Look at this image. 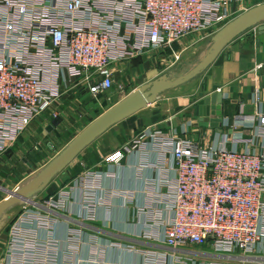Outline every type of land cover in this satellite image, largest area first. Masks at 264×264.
<instances>
[{"label": "built area", "instance_id": "built-area-1", "mask_svg": "<svg viewBox=\"0 0 264 264\" xmlns=\"http://www.w3.org/2000/svg\"><path fill=\"white\" fill-rule=\"evenodd\" d=\"M241 2L0 0V158L71 85L104 96L114 87L113 66L172 49L192 33L209 38L237 17L232 6ZM223 127L210 147L176 132L145 129L107 158L119 166L126 155L141 153L139 171L157 172L145 181L142 205L128 190L105 194L106 174L87 171L46 201L22 207L35 209L9 230L4 264H72L82 228H68L65 241L55 229L77 190L86 223L96 221L99 208L109 209L112 198L135 204L145 221L142 239L168 250H145L143 264H192L204 247L232 264H264V154L257 150L264 148V112L251 120L240 115ZM149 151L157 154L156 163Z\"/></svg>", "mask_w": 264, "mask_h": 264}, {"label": "crops", "instance_id": "crops-1", "mask_svg": "<svg viewBox=\"0 0 264 264\" xmlns=\"http://www.w3.org/2000/svg\"><path fill=\"white\" fill-rule=\"evenodd\" d=\"M262 3L264 0H244V2L234 4L232 11L239 16ZM204 85L207 95L212 93L211 89L215 85L219 86L220 91L224 94L223 123L225 121L232 125L236 117L240 115H244L246 120H251L257 116L260 110L264 112V33H260L256 29L232 43L211 67L207 75L200 80L195 91L171 96L166 100H163L162 96L155 104L147 108L158 105L157 111H153L151 117L142 115L147 110L145 109L112 128L79 156L76 160L79 161L78 165L75 161L65 171H69L68 173L72 175L69 174L63 182L49 190L50 192H46L48 191L46 190V196L43 197L42 195L45 194L43 193L38 201L43 202L47 197L55 195L63 186L64 188L69 187L84 172L100 171L106 174L102 184L105 194L115 189L128 190L133 192L135 204L142 205L145 200L142 193L145 181L155 178L157 172L150 168H143L139 171L142 160L141 153L126 155L119 166L108 164L107 158L129 145L141 132L150 127L158 128L165 133L176 132L183 137L195 139L204 147L212 146L218 133L226 130L223 126L218 129L204 128L200 126L194 115L195 100H198ZM86 92L88 93V91ZM64 99L65 97L60 102ZM100 113L102 112L96 110V117ZM184 130H188L187 135L183 134ZM257 150L264 154V148L261 146ZM149 153L150 162L156 163L157 154L150 151ZM108 174H111L112 177ZM135 204L128 206L125 205L123 199L112 198L109 209L99 208L95 214L96 221L86 223L77 190L66 211L67 218H58L55 229L56 238L65 241L68 228L77 225L82 228V244L78 253L74 255L72 264H143L142 252L145 250L158 249L167 252L166 248L159 246L160 244H156L155 241L142 239L141 234L145 221L144 218L136 214ZM73 219H76L77 222L74 223ZM92 242H96L98 251L96 254L93 252ZM129 246L134 247V250H129ZM200 252L204 255H193L192 264H208L213 261L233 263L225 258L220 259L212 256L209 247H204ZM4 253H6V249Z\"/></svg>", "mask_w": 264, "mask_h": 264}, {"label": "rangeland", "instance_id": "rangeland-1", "mask_svg": "<svg viewBox=\"0 0 264 264\" xmlns=\"http://www.w3.org/2000/svg\"><path fill=\"white\" fill-rule=\"evenodd\" d=\"M207 39V33H192L174 44L172 49L147 52L135 59L113 66L115 71L114 87L110 93L104 96L95 98L90 96L86 90H81L79 85H71L64 96L65 99L38 118L19 141L0 158V166H2L0 169V203L7 199L6 191L16 190L23 180L47 165L69 142L94 121L96 110L102 113L107 111L141 85L156 79L161 74L172 71L180 72L182 65L195 58ZM200 80L163 95V100L195 91ZM157 109L158 105L150 107L142 115L149 118L152 112H156ZM55 115H58V118H55ZM76 164L78 165L79 161H76ZM68 172L53 182L46 192H50L49 190L63 182L71 174ZM63 189H65L64 186L59 188L58 192ZM42 196H46V193ZM53 196L47 197L44 201ZM36 203L41 202L36 199ZM28 209L30 211L35 208L20 207L11 212V221L0 235V264H4L2 256L6 249L9 230Z\"/></svg>", "mask_w": 264, "mask_h": 264}, {"label": "water", "instance_id": "water-1", "mask_svg": "<svg viewBox=\"0 0 264 264\" xmlns=\"http://www.w3.org/2000/svg\"><path fill=\"white\" fill-rule=\"evenodd\" d=\"M258 29L264 33V3L237 16L210 36L191 61L184 63L180 72H166L142 85L107 111L100 113L80 134L69 142L47 165L23 180L14 191H6L7 199L0 203V235L11 221V212L32 204L78 158L112 128L155 104L163 95L186 87L202 79L236 40ZM212 93L202 92L195 100L194 115L200 126L218 129L223 126L224 94L219 86ZM194 104V103H193Z\"/></svg>", "mask_w": 264, "mask_h": 264}]
</instances>
